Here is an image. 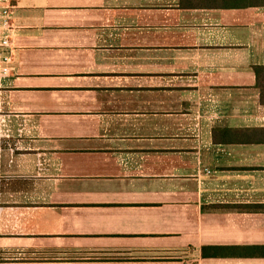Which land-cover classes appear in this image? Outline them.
Here are the masks:
<instances>
[{"label":"crops","instance_id":"crops-1","mask_svg":"<svg viewBox=\"0 0 264 264\" xmlns=\"http://www.w3.org/2000/svg\"><path fill=\"white\" fill-rule=\"evenodd\" d=\"M14 2L0 264H264V6Z\"/></svg>","mask_w":264,"mask_h":264},{"label":"trees","instance_id":"trees-1","mask_svg":"<svg viewBox=\"0 0 264 264\" xmlns=\"http://www.w3.org/2000/svg\"><path fill=\"white\" fill-rule=\"evenodd\" d=\"M247 1L249 6H264V0H243ZM255 75V87L259 91V101L264 104V64L253 67ZM214 137L218 140H227L231 142H264V126H252L243 128L215 127L213 129Z\"/></svg>","mask_w":264,"mask_h":264},{"label":"built area","instance_id":"built-area-1","mask_svg":"<svg viewBox=\"0 0 264 264\" xmlns=\"http://www.w3.org/2000/svg\"><path fill=\"white\" fill-rule=\"evenodd\" d=\"M14 7V0H0V76L9 74L11 70Z\"/></svg>","mask_w":264,"mask_h":264},{"label":"rangeland","instance_id":"rangeland-1","mask_svg":"<svg viewBox=\"0 0 264 264\" xmlns=\"http://www.w3.org/2000/svg\"><path fill=\"white\" fill-rule=\"evenodd\" d=\"M1 133V132H0Z\"/></svg>","mask_w":264,"mask_h":264}]
</instances>
